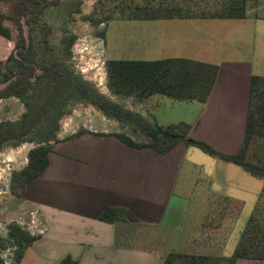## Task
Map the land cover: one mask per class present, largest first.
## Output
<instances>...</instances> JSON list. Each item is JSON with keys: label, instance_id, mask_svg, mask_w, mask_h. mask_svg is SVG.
I'll use <instances>...</instances> for the list:
<instances>
[{"label": "crops", "instance_id": "obj_1", "mask_svg": "<svg viewBox=\"0 0 264 264\" xmlns=\"http://www.w3.org/2000/svg\"><path fill=\"white\" fill-rule=\"evenodd\" d=\"M263 11L264 4L259 0L244 20L149 21L164 22L159 25L155 41L163 53H170L162 56V60L189 59L217 65L219 74L205 105L173 101L184 110L182 120L172 122L151 114L148 121L160 126L189 124L194 139L210 144L220 153L236 154L245 138L250 79L264 77ZM15 53V44L0 36V67ZM80 132L81 135L73 133L61 142L90 138L104 145L112 141L117 153L84 156L86 166L82 169L60 164L56 170L50 155L44 174L30 183L23 195L25 205L39 211L47 227L29 249L31 252L37 255L44 251L49 264H59L67 256L79 264H163L169 252L192 248V243L202 240L200 231L207 214L220 209V198H227L232 209L237 210V220L230 221L234 229L220 254L214 251L219 249V237H223L219 229L212 237L214 244H204L202 248L211 251L209 254L232 255L237 246L233 239H239L241 234L236 237L237 231L247 225L264 190L263 180L183 143L164 155L155 151L130 154L115 136L121 132L92 129ZM176 149L178 153L173 155ZM188 162L193 168L201 167L208 179L206 186L195 190V197L175 192L179 173ZM49 171L52 172L46 177ZM38 180L45 183L37 185ZM110 207L126 208L130 224L120 229L100 222L99 217ZM192 209L198 211V221L187 223L186 216ZM56 219L57 227L53 224ZM67 225L73 232L72 241L55 242V235L65 231ZM148 232L154 238L161 236L160 242L166 240L167 232L170 240L166 246L161 243L147 246L143 243L147 242ZM130 242H137L136 246ZM237 264L264 262L240 260Z\"/></svg>", "mask_w": 264, "mask_h": 264}, {"label": "trees", "instance_id": "obj_2", "mask_svg": "<svg viewBox=\"0 0 264 264\" xmlns=\"http://www.w3.org/2000/svg\"><path fill=\"white\" fill-rule=\"evenodd\" d=\"M258 1L99 0L95 7L94 22L105 24L113 21L244 20L248 17L249 10L257 6ZM46 8L47 0H0V36L15 43L17 50V55H11L1 64L0 85L15 79L0 92V101L9 97L23 99L30 91L33 80L37 77L36 71L39 69L43 74L40 79H44L55 89L50 99L38 98L34 100L33 106L26 104L29 112L19 123L13 127L0 128V148L10 140L23 141L40 126L43 119L48 118L51 123V107L56 108L55 103L62 100L65 91L68 94L74 90L81 96L86 94L90 104L104 116L135 126L137 132L147 139L146 141H136L134 136L125 133L115 135L132 149H149L164 155L177 144L183 143L223 163L236 165L252 177L264 181L263 76H252L249 82L245 138L242 147L236 154H223L210 144L194 139L191 136L193 128L189 124L181 122L160 126L151 123L144 116L125 110L122 106L91 91L80 81L75 83L72 78H64L60 64L40 66L33 36L30 32L29 44H27L21 21L27 19V25L31 26ZM8 24H13L15 27L16 37ZM52 34L55 32L51 28L50 35ZM50 40L53 42L55 39ZM106 71L108 89L115 97L136 98L144 103L155 96H162L176 102L205 105L216 85L219 66L189 59L109 60L106 63ZM57 128L48 130L54 135ZM77 135H81V132ZM53 151L54 147L50 145V140H47L40 142L29 152L27 167L15 176L18 187L23 193L30 183L44 174L50 164V155ZM219 201L220 209H213L207 214L200 232L203 241L214 244L212 237L219 229L224 237L219 238L220 247V239H225L226 244V239L234 229V223L230 221L237 220V210L232 209L229 199L220 198ZM99 221L123 229L124 225L130 224L129 211L126 208L110 207L101 214ZM9 236L16 245L15 258L19 263L23 260L26 251L41 238V236L28 235L19 226H12ZM240 260L264 262V190L231 256L173 251L167 254L163 264H237ZM0 264H5L1 256ZM59 264H79V261L67 256Z\"/></svg>", "mask_w": 264, "mask_h": 264}, {"label": "rangeland", "instance_id": "obj_3", "mask_svg": "<svg viewBox=\"0 0 264 264\" xmlns=\"http://www.w3.org/2000/svg\"><path fill=\"white\" fill-rule=\"evenodd\" d=\"M261 1L264 4V0ZM98 2L99 0H47V8L38 19L31 23V26L27 25V19H22L33 36L39 65L60 64L64 78H72L75 83L80 81L91 91L122 106L125 110L144 116L147 120H151V114L158 118L166 117L172 122L182 120L184 116L181 113L184 112L180 108L182 106L168 98L155 96L143 103L136 98H120L110 93L106 71V63L109 60L156 61L162 60V56L170 55V53H163V50L155 43L159 25L164 22L113 21L96 24L94 12ZM8 25L12 27L14 37H16L15 27L13 24ZM51 28L55 34L50 35ZM51 38L55 40L52 42ZM42 76V71L39 69L30 91L24 95L23 99L9 97L0 101V128L13 127L23 120V116L29 112L26 104L33 106L34 100L38 98L50 99L55 91L54 86L40 79ZM64 95L61 101L58 100V103H55L56 108L51 107V123L48 118L43 119L40 126L23 141L10 140L0 148V256L5 264H49L44 251H39L36 255L30 250L26 251L23 260L19 263L15 258L16 245L9 236L12 226L21 227L32 237L42 236L47 228L41 213L25 205L24 193L15 180V176L27 167L29 152L40 142L50 140V145L54 147L51 156L52 167L56 170L60 164L71 169L74 167L82 169L86 166L83 161L84 156L97 153H117L112 141L104 145L90 138L85 140L72 138L61 142L62 139L71 138L73 133L77 134L83 129L118 131L134 136L136 141L147 140L140 132H137L134 125L120 123L104 116L90 104L86 94L81 96L72 90L68 94L65 91ZM55 127L58 128L53 135L48 129ZM123 147L130 154L155 153L152 150L139 151L127 148V146ZM177 153L178 149L174 150L173 155ZM51 172L49 171L46 177H49ZM43 181L38 180L37 185L45 183ZM206 182L208 179L201 167L193 168L190 162L184 163L178 176L175 192L195 197V190L206 186ZM196 212L198 211L195 209L188 211L187 223L198 221ZM58 220L56 219L53 224ZM195 223L198 225L199 222ZM54 226L57 227V224ZM243 226L237 231L236 237L240 236ZM64 228L65 231L59 232L53 238L54 240L57 238L55 242L59 241L58 239L63 243L66 240L72 241L73 232L68 230V225ZM169 237L170 235L166 232V240L160 242L158 239L161 240V236L154 238L152 233L148 232L145 238L147 242L143 244L157 246L161 243L162 246H166L167 240H170ZM173 239L177 241L175 236ZM233 241L237 244L239 239H233ZM130 243L136 246L137 242ZM192 244V248L186 247L184 250L200 254L211 252L199 247L208 244L203 240ZM224 244L225 239H220L219 249L214 250L216 254L223 251ZM53 249L49 253L55 251L56 247Z\"/></svg>", "mask_w": 264, "mask_h": 264}, {"label": "water", "instance_id": "obj_4", "mask_svg": "<svg viewBox=\"0 0 264 264\" xmlns=\"http://www.w3.org/2000/svg\"><path fill=\"white\" fill-rule=\"evenodd\" d=\"M22 25H23V31H24V36L26 39L27 44H29V28L28 26L25 24V21H22ZM11 83V81L7 82V83H3L0 85V92L3 91L4 89L7 88V86Z\"/></svg>", "mask_w": 264, "mask_h": 264}, {"label": "flooded vegetation", "instance_id": "obj_5", "mask_svg": "<svg viewBox=\"0 0 264 264\" xmlns=\"http://www.w3.org/2000/svg\"><path fill=\"white\" fill-rule=\"evenodd\" d=\"M14 55H17V50H16V53ZM36 74H37V71H36ZM15 78H13L12 80H10L11 82L14 80ZM9 82V81H8ZM8 87V86H7ZM5 90V89H4ZM3 100V99H2Z\"/></svg>", "mask_w": 264, "mask_h": 264}]
</instances>
